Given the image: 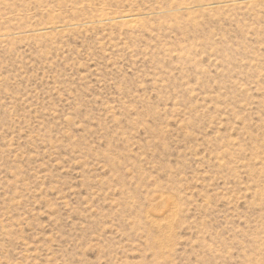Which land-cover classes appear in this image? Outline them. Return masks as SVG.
Instances as JSON below:
<instances>
[{
    "label": "rangeland",
    "instance_id": "rangeland-1",
    "mask_svg": "<svg viewBox=\"0 0 264 264\" xmlns=\"http://www.w3.org/2000/svg\"><path fill=\"white\" fill-rule=\"evenodd\" d=\"M0 264H264V0H0Z\"/></svg>",
    "mask_w": 264,
    "mask_h": 264
}]
</instances>
